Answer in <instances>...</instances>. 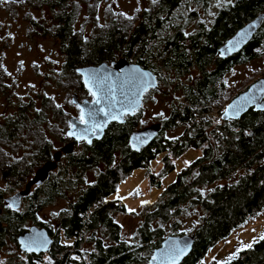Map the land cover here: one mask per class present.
<instances>
[{"label":"trees","instance_id":"16d2710c","mask_svg":"<svg viewBox=\"0 0 264 264\" xmlns=\"http://www.w3.org/2000/svg\"><path fill=\"white\" fill-rule=\"evenodd\" d=\"M207 4L208 0H158L145 9L140 20L136 19L137 26H131L130 22L122 24L110 14L106 27L97 28L85 37L72 29L77 16L75 3L41 1L53 20L48 30H53L51 35L58 39L65 55L66 73L77 77L78 85L74 87L77 93H74L90 98L77 68L115 60L119 58L115 52L126 49L122 57L151 70L149 62L154 67L151 71L158 78V86L171 85V91L181 93L183 101L171 102L168 116L159 120L160 132L140 150L129 145L131 133L146 126L137 111L125 116L121 123L110 122L101 139H94L91 144L75 142L74 147L78 145L79 151L62 154L57 170L50 171L47 178L30 191L23 200V207H8L0 193V248L7 242L17 244V236L29 227V220L44 227L53 238L47 252L24 254V258L20 252L17 258L21 260L13 264H145L165 237L187 234L180 223L190 209L198 211V218L188 233L194 241L191 252L179 264H199L217 244L264 212V111L250 108L237 119H227L224 147L217 146L212 139L215 125L203 126L195 121L206 109L225 108L229 100L248 85L242 90L227 91L223 78L237 64L258 59L261 53L257 48L264 51V0H231L216 11L208 26L203 23L196 26L192 12L188 23L193 29L188 35L183 31L185 23L180 24L181 16L169 18L173 8L190 6L195 11L196 6ZM146 14H150L148 19L144 18ZM260 14H263L260 26L241 50L226 58L218 55L219 47L239 27ZM29 20L35 26L36 23ZM36 31L35 27L33 33ZM187 36L190 44L178 47ZM43 100L40 108L15 106L14 119L0 123V175L12 187L26 183L36 164L52 159L55 152H52V143L36 129L46 119L44 106H52L46 98ZM65 113L59 109L57 116ZM21 122L25 139L9 142ZM180 125L183 132L178 137L164 138L165 130ZM8 145H13L10 151ZM18 145L26 151L22 156L13 155ZM192 150L197 156L186 166L177 168L176 160ZM159 156L161 168L151 173V162ZM137 168L147 170L150 187L159 188L160 192L155 200L144 205L142 219L132 239L128 240L111 215L124 212L125 206L110 196L119 182ZM90 169L96 171L94 180L84 185L82 181L80 187L77 186L79 172ZM172 173L174 178L161 184V180ZM69 191L72 192L69 205L52 217L53 221L37 219V212L56 198L66 197ZM261 237L250 248L240 247L223 261L210 262L264 264Z\"/></svg>","mask_w":264,"mask_h":264},{"label":"rangeland","instance_id":"374dc122","mask_svg":"<svg viewBox=\"0 0 264 264\" xmlns=\"http://www.w3.org/2000/svg\"><path fill=\"white\" fill-rule=\"evenodd\" d=\"M229 1L231 0H208L207 5L196 6V24L210 25L216 11ZM87 3V9L81 12V15L74 23L75 29L83 28L85 37L94 27H106L105 24L110 21V14L114 12L118 13L117 19L120 23L130 22L131 26L135 27L137 20L144 16L145 13L143 14V12L145 9L154 4L152 0H87ZM6 4L10 5L11 11L3 7ZM14 7L19 8L20 5L0 0V123L7 119H14L12 114H15V106H37V108H40L42 101H44L43 98H46L51 102L50 105L52 106H44L47 113L46 119L39 123L36 129L52 143V152H54L70 141L67 140L68 137L66 135V130L70 127L69 118L79 114L78 107L71 100L72 94L74 92L77 93L74 90L77 84V77L71 73H66L64 68L65 57L62 55L63 52L60 49L59 41L51 35L53 30L49 31V27H46L48 24H45V21H48L47 14L43 16L40 9L31 8L28 10L23 6L16 13L12 12ZM26 11H29L30 15L37 18H40L41 15L43 24L40 33L37 31L33 33L34 27L28 21L27 17L29 15H26ZM179 12L182 14L188 13V7L181 10L174 9L173 16ZM88 20L90 22H87ZM189 30H192V28H189ZM6 40L8 41L6 42ZM257 50L261 53L258 59L249 63L237 64L223 78L227 91L233 88L242 90L257 77L264 76V51L261 47L257 48ZM126 51V49L117 50L115 55L121 57V55H125ZM192 73L196 74V71L192 70ZM160 89L153 91L149 96L151 98L139 110L140 120H143L146 126L166 118L170 112L172 101L179 103L183 101L181 93L178 94L171 91V85L167 86L161 83ZM168 91L170 93H165ZM78 95L80 98L82 97L80 93ZM59 109L66 112L64 116H57ZM210 110L206 109L199 115L208 113ZM221 129H223V126H221ZM182 132L183 126L180 125L178 128L165 130L164 138L174 140ZM12 147L13 145H8L7 150L10 151ZM69 147L67 146L66 148L68 149ZM78 149L79 146L76 145L72 152H77L79 151ZM25 153V149H21L20 145H18V149L13 155L22 156ZM197 154L195 150L184 153L176 160L177 168L186 166ZM151 164V173H157L162 164L161 156L152 161ZM36 165L34 168L38 169L42 164L38 162ZM146 172L145 168L133 170L119 182L116 191L110 196V198L120 200L125 206L124 212H113L111 215L121 225L122 235L128 240L132 239L140 219H142L143 214L141 213H144L146 209L144 205L155 200L160 192L159 188L150 187ZM79 174V177L76 178V185L80 187L82 181L83 185L84 182L93 181L96 171L90 169L84 172L81 171ZM173 178L174 173L167 175L166 178L161 180V184H166L167 180L170 181ZM24 183L21 186L12 187L0 175V193H2L3 199L23 189ZM71 197L72 192L69 191L66 197L56 198L37 212V219L39 221H53L52 217L69 205ZM24 205L25 201L22 202L21 207ZM197 218L198 211L196 209H190L185 212L180 223L182 228L185 229V233H190L193 222ZM27 224L29 226L34 225V222L29 220ZM36 225L38 226V224ZM263 233L264 212L251 220L246 227L235 232L229 239L217 244L199 264L219 263L231 256L238 248L252 244ZM18 254H20L18 244L7 242L5 246L0 248V262L13 264L17 260H21L17 258ZM21 258H24V254L21 255ZM211 260L212 263L210 262Z\"/></svg>","mask_w":264,"mask_h":264},{"label":"water","instance_id":"95a60500","mask_svg":"<svg viewBox=\"0 0 264 264\" xmlns=\"http://www.w3.org/2000/svg\"><path fill=\"white\" fill-rule=\"evenodd\" d=\"M262 19L263 14H260L254 19L246 22L243 26L239 27L235 33L219 47L218 55L225 58L241 50L257 31ZM254 23L255 27H252ZM240 33H247L248 35L246 39L242 40L238 47H232L231 51H229L228 49L231 47L229 42L240 40ZM221 51L224 52L223 55H221ZM76 72L80 75L82 83L88 91L89 86L86 85L85 81L92 74L111 75L112 80L116 81L117 85L129 77L139 78L141 73H148L149 76L137 83L136 86L129 84L125 85L123 89L117 87V103H115L111 110L112 115L117 116V119H112L110 116L106 117L103 116V114H100V116L95 118V121L90 120L87 113L101 106H104L107 109V102L102 101L101 105H95L93 103L94 98L92 100H78L77 94L73 93L71 99L72 102L78 107L79 113H81V109L84 110L86 114L85 118L86 120H89V123L81 124L79 117L77 116L69 118V122L76 125L75 128L69 127L66 131V135L70 141L60 147V149L56 150L52 154V159L44 161L42 165L36 169L32 177L24 184L23 189H20L3 199L5 205L8 206L9 204H13V207H10L12 209H19L22 206V200L30 193L32 186L40 185L47 178L49 172L56 169L57 162L60 160L62 154L71 153L74 149L75 142L84 141L87 144H91L88 142L89 140L92 142L94 139H101L110 122L121 123L124 121L125 115H133L134 111L141 107L142 95L145 91L141 92L140 89L144 87V85H147V90L149 88H157V77L153 72L145 70L137 64L129 63L125 58H120L112 62L111 66L103 62L97 66L89 65L77 68ZM117 74H120L119 79L117 78ZM121 91L123 92V96L120 94ZM253 96L256 97V103L248 104L246 109L242 111L239 116H234L232 110L229 108V105L245 104L246 101ZM250 108L264 111V76L250 82L245 89L234 95L229 100L222 113V119H237L246 113ZM225 109H229L227 115H225ZM104 121H107V123H104ZM93 122H99L103 124V127L95 131H91L90 129ZM160 128L161 124L157 122L133 131L129 137L130 147L134 150H140L156 137ZM86 129L88 131H86ZM70 131L75 132L76 135H68ZM78 136L83 138L78 139ZM67 146L70 147L67 149ZM33 239H35L36 244H40L41 246L36 251H26L22 246L21 241L30 243ZM43 241H47L46 246L43 245ZM52 241L53 238L49 235L47 230L44 227L37 225L29 226L24 232L17 236V244L20 252L25 253H45L49 250ZM193 241L194 237L189 234L168 235L161 241L160 245L154 249L147 261V264H179L191 252ZM33 246L35 247L36 245L34 244ZM180 249H184L183 253L179 254L178 258L173 259V257L179 253Z\"/></svg>","mask_w":264,"mask_h":264},{"label":"snow or ice","instance_id":"6c2138e0","mask_svg":"<svg viewBox=\"0 0 264 264\" xmlns=\"http://www.w3.org/2000/svg\"><path fill=\"white\" fill-rule=\"evenodd\" d=\"M152 2L155 4L157 2V0H152ZM129 19H131V17H129ZM252 27H255V23L252 25ZM241 39L237 40L235 42L230 41L229 44L231 45V47L228 49L229 51H231L232 47H238L239 44L242 42V40L246 39L247 37V33H240L239 34ZM224 52L221 51V55H223ZM149 74L148 73H141L140 77H129L123 81L120 82L119 85H117L116 81H113L111 78V75H103V74H92L86 81V85L89 86V92L91 94V96L94 98L93 99V103L95 105H101L102 101H106L107 102V109L104 106H101L99 108H95L94 110L90 111L87 113V116L90 118V120L95 121V118L97 116H100V114H103V116H110L112 119H117V116L112 115V108L114 107L115 103H117V87H119L120 89H123L125 87V85H133L136 86L137 83H139L141 80H143L145 77H148ZM120 74H117V78L119 79ZM147 90V85H144V87H142L140 89L141 92L146 91ZM121 96H123V92L121 91ZM139 94V93H138ZM126 99V98H125ZM256 103V97L253 96L251 98H249L245 104H233V105H229V108L232 110L233 115L234 116H239V114L244 111L247 107L248 104H255ZM229 109H225V115H227ZM85 112L83 109H81V113H80V117H79V121L81 124H88L89 120H86L85 118ZM231 118V117H229ZM219 123V121H217ZM104 123H107V121H104ZM70 127L71 128H75L76 125L75 124H71L70 123ZM103 127V124L99 123V122H93L91 125V131H95L97 129H100ZM86 131H88L86 129ZM68 135L73 136L76 135L75 132H69ZM78 139L83 138L81 136L77 137ZM89 143H91V140L88 141ZM8 207H13V204H9ZM131 211V210H130ZM261 239H264V236L261 237ZM22 246L25 248L26 251H36L38 250V248L41 246L40 244H36L35 239L32 240V242L30 243H25L24 241H21ZM36 245L35 247L33 245ZM47 241H43V245L46 246ZM252 245L248 244L245 245V247L250 248ZM184 251V249H180L179 253L173 257V259L178 258L179 254H182ZM155 259V258H154Z\"/></svg>","mask_w":264,"mask_h":264},{"label":"flooded vegetation","instance_id":"af4514ba","mask_svg":"<svg viewBox=\"0 0 264 264\" xmlns=\"http://www.w3.org/2000/svg\"><path fill=\"white\" fill-rule=\"evenodd\" d=\"M7 1V3H11V2H13V3H17V4H19L20 5V7L18 8V7H14V11H12V12H16V13H18L19 12V9L23 6V7H25L26 9H28V10H30L31 8H33V9H40L41 10V15H43V16H45L46 14H47V12H48V10L46 11V8H45V6H41V1L42 0H19V1H12V0H6ZM72 3H75L76 5H77V7H76V10L77 11H75V14L77 15L76 16V18H75V21H74V23L76 22V20L78 19V17L81 15V12H83V10H86L87 9V0H68V4H72ZM30 4V5H29ZM29 5V6H28ZM3 7H6L7 9H9L10 11H11V8H10V5L9 4H6V5H3ZM147 9V8H146ZM174 9H177V8H173L172 10H171V13L169 14V18H171V19H175L176 17H178V16H181V19H180V24L181 23H185V27H184V29H183V31H184V33L185 34H190L191 33V31L192 30H189V28H192V27H190V25H189V23H188V21L190 20L189 19V15L193 12V13H195L194 15H193V19H194V24L196 25V26H198L199 27V24H196V22H195V15H196V10L195 11H192L191 9H190V6L188 7V13H186V14H182V13H178L177 15H175V16H173V11H174ZM179 10H181V9H179ZM30 12L29 11H26V15L28 14L29 15V17H27V19H28V21L31 23V20H29L30 18L36 23L35 24V26H33L34 27V30H35V27H36V29H37V32H39L40 33V29H42V24H43V22H42V20H41V15H40V18H37L36 16H32V15H30L29 14ZM144 13V12H143ZM112 15V18H114V19H116L117 21H118V19H117V16H118V13H116V12H114V13H112L111 14ZM147 17V19L150 17V14L148 15V14H146V16L144 17V18H146ZM47 18H48V21H49V23H47L48 21H45V24H48L49 25V28H52V26H53V20H52V18L50 17V15L49 14H47ZM111 18V19H112ZM87 22H90V20H88ZM119 22V21H118ZM118 25V24H117ZM136 26L138 25V23L137 24H135ZM167 26H168V22H167ZM166 26V27H167ZM72 29H73V32H76V33H78V35H82V36H84V30H83V28H80V29H75L74 28V24H73V27H72ZM193 29V28H192ZM95 30H97V28L95 29V28H93L92 30H91V32L87 35V36H89V35H92L94 32H95ZM196 30V29H195ZM192 34V33H191ZM194 34V33H193ZM190 36V35H189ZM7 37H8V35H7ZM175 37V36H174ZM186 39H184V40H182V41H180V43L178 44V47H180L181 45H183L184 47H187V45H189L190 44V42H191V40H190V38H188V36L187 37H185ZM8 41V40H7ZM187 50H188V48H186ZM62 55H64L63 53H62ZM65 56V55H64ZM228 57V56H227ZM120 58H125L126 60H127V62H129V63H133V64H137V65H139L141 68H143V69H145V70H149V71H151V70H153L154 69V67L148 62L147 63V65L151 68V70L150 69H148L147 67H142V65L140 64V63H137V62H135V61H132L131 59H127L126 57H119V58H117V59H115V60H110V61H108V62H104V61H101L100 63H98V64H92L93 66H97V65H99V64H101V63H106V64H108L109 66H111L112 65V62H114V61H116V60H118V59H120ZM226 58V57H225ZM144 61V60H143ZM64 63H65V61H64ZM144 64H145V62H144ZM152 72V71H151ZM155 89H159V90H161L160 89V86H158V78H157V88H149L148 90H146L144 93H143V95H142V102H141V107L139 108V109H137V110H135L134 111V113L136 114V112L137 111H139L141 108H142V106L145 104V102L148 100V99H150L151 97H149L151 94H152V92L155 90ZM87 90V89H86ZM88 91V90H87ZM89 92V91H88ZM89 95H90V98L89 97H79V95L77 94V97H78V100H82V99H88V100H92L93 99V97L91 96V94H90V92H89ZM133 113V114H134ZM125 116H127V115H125ZM77 117H80V113L78 114V116ZM157 122H159L160 124H161V127H162V123L160 122V121H157ZM1 126V125H0ZM135 131V130H134ZM160 132V131H159ZM158 135V134H157ZM25 139V127H24V124L21 122V124H19V126H18V132L16 133V131H15V135L12 137V139H10V140H8L9 142H20V141H23V140ZM70 140V139H69ZM136 151H138V150H136ZM36 170V169H35ZM35 170H34V172H35ZM33 172V173H34ZM33 175V174H32ZM32 177V176H31ZM30 177V178H31ZM35 187V185L32 187V188H34ZM31 188V189H32ZM23 200H24V198H23ZM23 200H22V202H23ZM31 226V225H30ZM21 254H32V253H25V252H21Z\"/></svg>","mask_w":264,"mask_h":264},{"label":"built area","instance_id":"2783aa9c","mask_svg":"<svg viewBox=\"0 0 264 264\" xmlns=\"http://www.w3.org/2000/svg\"><path fill=\"white\" fill-rule=\"evenodd\" d=\"M224 107L222 108H212V110H210V112L208 113H204L202 115H197L196 116V122L199 125H206L208 123H212L214 128L212 130V139L215 142V144L217 146L220 147H224L225 145V140H224V136H226L225 134V126H227V124L229 122H227L226 120L222 119V114L221 112H223ZM219 121V123L217 122ZM221 126H223V129H221ZM225 128V129H224ZM230 144V143H229Z\"/></svg>","mask_w":264,"mask_h":264}]
</instances>
